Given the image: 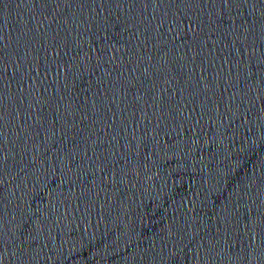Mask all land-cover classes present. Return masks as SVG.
Returning a JSON list of instances; mask_svg holds the SVG:
<instances>
[{"label":"water","instance_id":"1","mask_svg":"<svg viewBox=\"0 0 264 264\" xmlns=\"http://www.w3.org/2000/svg\"><path fill=\"white\" fill-rule=\"evenodd\" d=\"M0 264H264V0H0Z\"/></svg>","mask_w":264,"mask_h":264}]
</instances>
